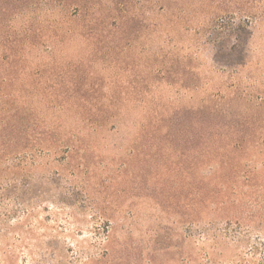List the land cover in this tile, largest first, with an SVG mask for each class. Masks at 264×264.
Instances as JSON below:
<instances>
[{"label": "rangeland", "instance_id": "rangeland-1", "mask_svg": "<svg viewBox=\"0 0 264 264\" xmlns=\"http://www.w3.org/2000/svg\"><path fill=\"white\" fill-rule=\"evenodd\" d=\"M0 264H264V0H0Z\"/></svg>", "mask_w": 264, "mask_h": 264}]
</instances>
